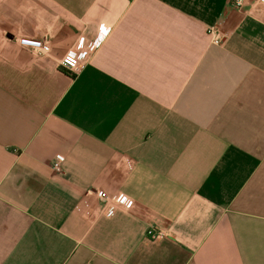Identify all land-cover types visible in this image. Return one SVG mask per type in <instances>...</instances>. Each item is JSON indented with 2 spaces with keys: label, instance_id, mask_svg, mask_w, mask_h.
<instances>
[{
  "label": "crops",
  "instance_id": "0c3cea01",
  "mask_svg": "<svg viewBox=\"0 0 264 264\" xmlns=\"http://www.w3.org/2000/svg\"><path fill=\"white\" fill-rule=\"evenodd\" d=\"M0 264H264V4L0 0Z\"/></svg>",
  "mask_w": 264,
  "mask_h": 264
},
{
  "label": "built area",
  "instance_id": "2783aa9c",
  "mask_svg": "<svg viewBox=\"0 0 264 264\" xmlns=\"http://www.w3.org/2000/svg\"><path fill=\"white\" fill-rule=\"evenodd\" d=\"M245 0H229V2L237 9H240ZM259 4H264V0H257ZM211 42L215 45H220L219 31L216 27H211L208 30ZM19 44L29 52L42 56L49 51V45L46 41L34 38H21ZM98 40H85L78 38L73 47L65 52L60 59V67L66 72L75 74L80 69L82 61L86 60L98 47ZM53 171L58 172L61 168V159H54L51 162ZM96 196L104 202L102 213L107 217H112L115 214L116 207L129 208L132 204L131 199L122 193L108 194L104 191H95ZM161 236V232L155 231L152 228L147 229L146 237L149 240H155Z\"/></svg>",
  "mask_w": 264,
  "mask_h": 264
}]
</instances>
